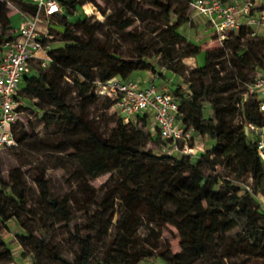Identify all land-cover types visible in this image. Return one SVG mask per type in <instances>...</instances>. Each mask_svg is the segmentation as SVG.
<instances>
[{
    "label": "trees",
    "instance_id": "obj_1",
    "mask_svg": "<svg viewBox=\"0 0 264 264\" xmlns=\"http://www.w3.org/2000/svg\"><path fill=\"white\" fill-rule=\"evenodd\" d=\"M12 1L19 12L30 15L36 12V5L29 1ZM117 1L121 8L111 11L98 8L103 23L123 32L138 16L135 6H147L157 22L153 35L148 37L136 28L127 31L134 52L124 57L95 38L99 21L76 19L73 25L81 37L64 14L59 20L64 28L60 38L63 45L49 50L51 60L45 67L37 62L31 64L17 96L23 104L19 111L29 108L27 102L36 101L41 112L38 119L61 131V137L47 144L55 152H67L74 165L71 175L83 191L86 212L95 201L87 186L89 178L114 172V190L107 192L105 200L97 201L95 212L87 213L81 235L72 223L68 198L54 195L43 170L32 166L27 171L45 210L58 217L75 239L78 247L75 260L60 254L51 244L44 212L29 205L26 183L19 169L10 172L8 182L0 179V225L14 220L23 228L25 233H17V238L22 247L28 245L36 255L35 264H141L152 257L164 264H227L224 258L237 253L264 264V206L255 197L264 196V163L241 123L242 120L264 126V113L259 111L255 96H247L243 107H239L241 95L256 71L264 70V36L248 37L246 26L236 34H229L228 37L246 41L233 45L234 56L228 62H211L192 71L191 74H196L194 83L186 79L182 61L200 53L198 43L182 30L189 22L193 25L190 0ZM58 2L61 11L72 14L77 6L91 1ZM128 11L133 13L132 17L126 15ZM8 12L6 2H0V44L16 35L10 29ZM50 41L55 43V37ZM90 45L96 53H91ZM236 63L242 68L236 70ZM143 70L153 75L169 71L181 78V83L175 84L170 92L180 102L182 122L193 127L202 139L214 141L208 152L202 151L192 158L186 154H166L161 147L154 154L146 149L147 142L152 139L163 146L164 141L146 130V117L140 119V124H132L124 123L118 116L108 134L102 133L88 118L87 107L100 96L96 91L98 82L104 83L114 76L127 80ZM244 71H253V75L247 78ZM66 75L79 98L77 112L59 88V80ZM105 98L114 104L113 99ZM205 103L210 105V116L204 113ZM18 127L19 120L14 128L16 142ZM221 163L231 164L232 177L218 173L216 166ZM236 180L242 186L233 185ZM116 194L125 214L113 225L115 236L96 246L94 241L98 239L94 232L101 233L100 225L95 227L98 213L107 202L113 204ZM29 221L35 222L36 233L28 227ZM141 221L149 225L148 233L144 241L137 242L134 236ZM170 237L178 238V251H171ZM40 255H48L49 263L41 262ZM0 264H14L13 251L1 235Z\"/></svg>",
    "mask_w": 264,
    "mask_h": 264
},
{
    "label": "rangeland",
    "instance_id": "obj_2",
    "mask_svg": "<svg viewBox=\"0 0 264 264\" xmlns=\"http://www.w3.org/2000/svg\"><path fill=\"white\" fill-rule=\"evenodd\" d=\"M90 1L91 2H85L84 4L77 6V8L73 10L72 14H67L63 9L60 14L50 20L48 27L52 30V34L55 37V43H51L52 48L61 47L63 45L60 38L64 28L59 25V20L64 14L70 22V26L73 28L74 32L81 37V32L73 25V22L76 19L79 17H86L89 19L90 23L99 21L101 24H96L97 30L95 32V38L101 44L109 46L111 50L116 51V53L124 57L130 56L134 52L132 48L133 44L126 35L127 31L136 28L138 31L149 35L148 37L153 35L152 29L157 25V22L152 18L150 9L147 6H135L138 16L134 17L133 25L130 28L121 32L113 25L103 23L104 17L98 10V8H103L106 11H111L121 8V3L117 0ZM6 4L9 9L8 17L10 19V29L14 32L17 30L21 16L19 9L15 6L12 0H8ZM188 12H190V10H187V13ZM126 15L132 17L133 13L128 11ZM191 28V26L189 29L183 27V33L188 38L198 43L200 46V53L194 57L184 58L182 61L185 66L186 79L194 83L196 74H191L192 71H197L199 67L207 65L211 62H228L229 59L234 56L233 45L236 43H240L242 45L246 41V38L237 40L233 36L228 37L226 41H219L214 35H210V30L200 28V32L206 31L207 35H205L203 33L197 34V32L191 33ZM188 30L190 31L189 34ZM247 36L255 38V36H251L249 33H247ZM89 49L91 53H96V49L93 45H90ZM234 68L238 70L241 69L242 66L239 63H236ZM244 75H246L247 78H250L253 75V71H244ZM59 88L67 103L71 106L74 112H77L79 98L74 90L72 81L67 75L63 79L59 80ZM105 97L108 96H98L97 101L87 107L86 113L88 118L99 127V130L102 133L108 134L110 129L115 126L118 116L115 113V108L112 107L113 105L108 103ZM27 104V107L29 108L20 111L19 113V127L16 133V137L19 139L17 140V145L12 149H0V179L4 182H8L10 172L13 169H19L22 172L23 180L26 183L27 195L29 199L28 203L29 205H33L38 212H44L46 227L51 231V244L56 247L60 254L70 258L71 260H75L78 253V247L75 239L58 217H53L45 210L44 204L40 202L39 190L27 171L32 166H36L43 170L45 176L51 182L54 195L59 197L66 196L68 198L72 223L76 225L81 235L84 233L83 224L88 216L87 213L95 212L98 206L97 201L101 199L105 200L107 198V192L114 190L116 184V181L113 178L114 172H108L99 177L89 178L87 180L89 192L94 197L93 199L95 201H92L89 205L88 212H86L85 205L83 204V191L78 181L71 175V169L74 165H72L70 160L67 158V152H55L51 150V147L47 144L56 141L59 137H61V131L50 128L38 119L39 115H41L39 103L31 101L27 102ZM204 113L207 116L212 114L208 103L204 104ZM64 128L66 130L69 129L68 126H65ZM161 147L160 143L155 142L152 139H150L146 144V149L151 150L154 154H158ZM209 148H207V150H209ZM207 150H205V152H208ZM201 151H203V146ZM216 170L220 175L230 174L231 164L226 165L225 163H221L216 166ZM209 172L210 169L207 170V173ZM233 185L242 186V184L237 180L234 181ZM223 190L226 189L223 187ZM14 191L17 192L18 190L15 189ZM255 197L261 205L264 206V196L259 194ZM124 214L121 200L116 194L113 204L112 202H107L105 209L98 213V223L95 227L97 228L98 225H100L101 233L95 234L94 232L95 239H98V241H94V245L97 246L100 242H102V240L115 236L116 231L114 230L113 225ZM28 227L33 233H36L34 221H29ZM148 227L149 225L144 221L140 222L135 232V241L142 242L145 240L148 233ZM17 233H25V231H23V228L14 220L8 221L5 225H0V235L2 236L3 241H5L13 251L14 264H35L36 255L31 252V248L28 245L22 247L19 244ZM36 235L39 236V234ZM162 235L164 237L167 236L164 232H162ZM168 239L171 243V251H178V238L170 237ZM22 255H24V258H22ZM39 260L41 262L45 261L46 263H49L48 255H40ZM224 261L227 264H260L258 260L241 253L225 257ZM141 264L164 263L158 258L152 257L145 260L144 263Z\"/></svg>",
    "mask_w": 264,
    "mask_h": 264
},
{
    "label": "built area",
    "instance_id": "obj_3",
    "mask_svg": "<svg viewBox=\"0 0 264 264\" xmlns=\"http://www.w3.org/2000/svg\"><path fill=\"white\" fill-rule=\"evenodd\" d=\"M29 2L36 5V12L32 15L20 12L21 23L16 35L0 44V149L17 145L14 128L23 105L17 100L21 82L33 62L42 67L50 62L53 35L48 24L54 15L61 13L58 0ZM189 4L192 23L198 19L200 28L210 30V35L219 41L238 33L243 26L251 36H264V0H190ZM186 26H190V22ZM200 33L207 35L206 31ZM170 73L180 79L175 84L181 83L177 74ZM96 91L114 100L112 107L124 123L140 124V119L146 117V130L164 141L162 152L192 158L202 152L203 139L193 127L182 122L180 102L171 94V88H159L153 83L143 87L137 77L122 80L114 76L104 83L98 82ZM247 96H255L259 111L264 113V70L256 71L253 81L247 85L241 95L240 108ZM241 123L264 163V126L242 120Z\"/></svg>",
    "mask_w": 264,
    "mask_h": 264
},
{
    "label": "crops",
    "instance_id": "obj_4",
    "mask_svg": "<svg viewBox=\"0 0 264 264\" xmlns=\"http://www.w3.org/2000/svg\"><path fill=\"white\" fill-rule=\"evenodd\" d=\"M20 23H21V20H20ZM20 23L18 24L17 30L20 26ZM200 25L201 24H200L199 20L195 19L193 22V25L191 26L192 28L190 29V30H192L191 33L197 32V34H201L200 30H199ZM185 27L188 29L190 28V26H185ZM17 30H16V33H17ZM189 33H190V31L188 30V34ZM133 77H137L138 79H140L141 85L143 87L147 86L150 83H153V84L157 85L159 88L165 87L168 89H170L173 85H175L176 82H178L180 80V79H177L176 77L173 78L172 74L169 71H164L163 75H161L159 73L153 75L149 71L143 70V71H138L137 73H135L133 75ZM211 143H213L212 140L207 141V140L203 139V142H202L203 151L207 150V148L210 147Z\"/></svg>",
    "mask_w": 264,
    "mask_h": 264
}]
</instances>
